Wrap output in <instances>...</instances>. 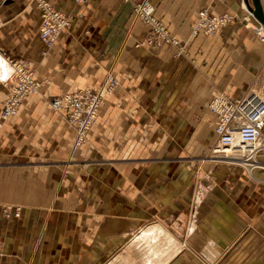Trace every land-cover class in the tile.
I'll use <instances>...</instances> for the list:
<instances>
[{"label": "crops", "instance_id": "obj_1", "mask_svg": "<svg viewBox=\"0 0 264 264\" xmlns=\"http://www.w3.org/2000/svg\"><path fill=\"white\" fill-rule=\"evenodd\" d=\"M46 1L71 16L48 49L36 0H0V107L12 74L5 58L44 82L16 115L0 116V264H101L102 250L154 228L165 252L157 264H264V172L211 161L190 179L195 156L216 138L209 101L239 98L264 77V40L238 19L242 0H149L186 55L175 45L137 46L148 34L131 16L139 0ZM202 10L235 18L193 36ZM108 72L119 84L87 144L74 148V130L49 101L99 90ZM77 203L91 204L87 231L77 222L84 211L70 210ZM8 205L19 217L4 215ZM72 224L89 231L86 242L77 236L81 247L68 246ZM74 248L93 257L33 256Z\"/></svg>", "mask_w": 264, "mask_h": 264}, {"label": "rangeland", "instance_id": "obj_2", "mask_svg": "<svg viewBox=\"0 0 264 264\" xmlns=\"http://www.w3.org/2000/svg\"><path fill=\"white\" fill-rule=\"evenodd\" d=\"M43 1L47 2L46 0H43ZM74 1L77 3L84 4L87 0H74ZM240 2L243 5V9H244L245 14L243 16H239L238 19L241 22H243L245 25L250 26V28L253 29L256 37L263 41L264 40V28H263V26L253 17V15L250 13V11L247 9L246 5L244 4L243 0ZM39 3H40V0H36V5L39 9L40 20H41V9L38 6ZM47 3H49V2H47ZM50 6L53 7V5H51V4H50ZM56 11L59 13L58 15H59L60 19L67 21L66 27H64L62 29V30H64L65 28H67L69 26L71 16H69L68 14H64L63 12H61L59 10H56ZM131 16L135 20H139L143 24L148 26V34L145 37V41L144 42H138L137 43L138 47L143 45L144 43H146V45H148L150 48H158V47H161L163 45H175L178 47V51L180 52V54L186 55L187 52L185 49V45L178 42L177 40H175L172 37L170 31L163 24L161 18L158 16L155 8L153 7V5L151 4V2L149 0H139V1L133 2ZM234 18H235L234 16L227 14V13L217 15V14H212L206 10H202L198 14V19H197V21H196V23L192 29V35L193 36H197V35L212 36V35L216 34L219 30L227 27L232 22V20H234ZM54 19H57V18H54ZM219 19L220 20L221 19L227 20V23L224 26H219V27L215 28L214 30L210 31L211 20L217 21ZM40 23H41V21H40ZM39 28H40V26H39ZM41 43H42L43 48H45V49L46 48L48 49L51 47V46L46 45L42 41H41ZM5 60L10 65V68L12 69V74H11L10 78L5 82L6 94H5V97H4V99L1 103V107H0V116L2 118H4L3 114L6 112L7 100H8L7 98H8L9 93H10V88L13 85V83H15L16 68L22 67L26 71L30 72L32 74L33 80L39 86L37 90H35L32 94H30L28 96L39 93L42 85H44V82L38 81L34 78V72H33L32 68H30L24 61L19 60V59H13L12 60V59H8V58H5ZM261 65H262V68H261V71H262L264 69V62ZM262 78H263V80H262ZM118 84H119L118 80L113 76L112 73L108 72L105 76V81L103 82V84L99 90L94 91V90L89 89V88L78 89V90H87L91 93L98 95L99 99H100V104H99L97 115H96L95 119L89 125V127L86 129L84 136H83V139L77 145H76L77 123L71 121V119L69 118L68 112L56 110L52 107L51 102L57 96L50 99L49 104H50L51 109L55 113L64 117V119L67 121V123L71 127V129L74 130V134H75L74 148L82 147V146H85L87 144L88 132L100 114V111H101L102 105H103V101L106 99V97L112 95L115 92ZM263 87H264V77L258 76L256 81H255V84L253 85V87L251 88V90L249 92H255V93L264 97V88ZM64 93H69V92H64ZM64 93H62V94H64ZM28 96H26L24 98V100ZM24 100L20 103V106L18 107V109L15 111V113L12 116L16 115L19 112V109H20L21 105L23 104ZM207 108H208V105H207ZM7 118H9V117H7ZM4 119H6V118H4ZM213 143L214 142L207 145L205 150H202L198 155L195 156L194 159H196L195 161H196V168L197 169L193 170L192 176L190 177V179H195L197 177V175H198L197 173H199L198 171L201 170V168H203V166L206 164V162H208V163L211 162L210 157H211V149L213 147ZM259 160L264 162V150L260 153ZM213 162L218 163L220 165L232 164V163L221 162V161L220 162L213 161ZM233 165H237V164H233ZM238 166H240V165H238ZM256 170L263 171L262 168H259V167L256 168ZM247 172H248V170H247ZM249 172H251V171H249ZM102 205H104V204H102ZM106 205H108V204H106ZM90 207H91V204H85V203H84V206H82V204H80V203L74 204V206H73V204H70V210H83L84 211L85 219L82 220V219L77 218V222H79V224H78L79 227H81L82 226L81 223H83L84 224L83 228L86 231L88 230V228L92 227V218H91L92 211H91ZM107 210H108V208H107ZM3 212H4L5 216H9L10 214H13L16 217H19L20 208L18 206H15L14 210L11 211V206L8 205L4 208ZM72 225L74 226V224H72ZM69 231H70L69 232L70 237L75 239V241L70 242L68 244V246H71L74 244L73 246L75 248L81 247L80 246L81 244H78L76 241V238L79 235H81V236L84 235L85 242L88 239L89 231L86 232L85 234H83V232L80 231V228H78L77 226L72 227V229L70 228ZM157 233H158V231L154 228L153 232H150L147 234L145 233L144 235H141L139 233L135 234L134 237H131L133 239H130V241L127 242L126 245L122 244L123 246L122 247L120 246L121 248H118V250H114V249L110 250V251L102 250L100 252L101 258L103 259L101 264H157L158 259H163V255L165 254V252L162 250V247L161 248L159 247L158 234ZM80 242H82V241H80ZM75 248H74V250H65V251H54V250H52V251H41V250H38V251H35L33 253V256L36 258H55V256H57L58 254H63L65 257H68L70 259H76V258L82 259V258L93 257L92 251L81 250V249L75 250Z\"/></svg>", "mask_w": 264, "mask_h": 264}, {"label": "built area", "instance_id": "obj_3", "mask_svg": "<svg viewBox=\"0 0 264 264\" xmlns=\"http://www.w3.org/2000/svg\"><path fill=\"white\" fill-rule=\"evenodd\" d=\"M38 6L41 9L39 38L46 45L52 46L67 21L60 19L59 13L49 3L40 0ZM214 20H211L210 31L227 23L224 19ZM38 87L30 72L22 67L16 68L15 83L10 88L3 117L12 116L24 98ZM51 104L56 110L68 112L71 121L77 123V145L95 119L100 99L87 90H75L55 97ZM208 109L215 117L216 138L211 149V161L237 164L248 171L255 167L264 168V162L259 160L264 150V97L248 92L232 99L220 93L209 101Z\"/></svg>", "mask_w": 264, "mask_h": 264}, {"label": "water", "instance_id": "obj_4", "mask_svg": "<svg viewBox=\"0 0 264 264\" xmlns=\"http://www.w3.org/2000/svg\"><path fill=\"white\" fill-rule=\"evenodd\" d=\"M253 17L264 28V0H243Z\"/></svg>", "mask_w": 264, "mask_h": 264}, {"label": "bare ground", "instance_id": "obj_5", "mask_svg": "<svg viewBox=\"0 0 264 264\" xmlns=\"http://www.w3.org/2000/svg\"><path fill=\"white\" fill-rule=\"evenodd\" d=\"M254 170H256V167H255L254 169H252L251 172L254 171ZM262 170H263V171H260V172H262V174H263V172H264V168H262Z\"/></svg>", "mask_w": 264, "mask_h": 264}]
</instances>
